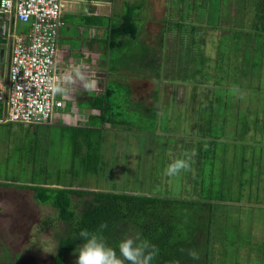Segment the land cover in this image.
<instances>
[{
  "label": "rangeland",
  "instance_id": "obj_1",
  "mask_svg": "<svg viewBox=\"0 0 264 264\" xmlns=\"http://www.w3.org/2000/svg\"><path fill=\"white\" fill-rule=\"evenodd\" d=\"M124 1L113 0L112 23L121 22ZM262 1L127 0L131 5L141 2L134 12L136 33L129 36L132 51L112 53L108 60L109 66L119 69L114 71L118 83L130 80L131 91L117 83L118 88H111L99 74L94 87L105 92L114 119L122 124L105 123L91 136L87 129L73 130L62 123L18 131L11 129L14 124L0 125V264H57V242L68 224L51 204L34 197L26 187L30 185L139 191L185 201L221 200L222 194L231 202H209L211 209L201 207L199 201L186 207L175 203L172 214L181 215L182 227H189L192 238L209 246L212 258L205 264H264V216L258 207L244 206L247 201L264 204V18L250 27L258 21L255 16ZM216 2L225 24L208 23ZM23 27L15 22L17 34ZM249 34L256 49L251 54L259 59L249 66L251 77L245 75V95L236 91L239 85L227 88L239 98V107L233 99L225 113L213 109L219 103H212L210 110L207 104L217 92L212 89L214 80L207 77L212 75L214 54L235 46L230 40L245 42ZM203 37L204 47L192 44ZM213 40H220L218 48L209 43ZM239 51L236 55L244 53ZM6 64L5 60L0 66V80L5 78ZM227 70L226 76L237 72ZM199 71L198 79H192ZM202 105L200 116L194 115ZM237 124L244 139L234 143ZM205 127L214 129L212 136L221 134V139L206 136ZM204 140L213 141L206 147ZM214 145L223 150L221 155ZM193 152L189 169L176 176L164 174L170 163ZM225 177L231 180L228 187ZM71 198L78 212L81 200L76 195ZM73 260L72 253L67 254L63 264Z\"/></svg>",
  "mask_w": 264,
  "mask_h": 264
},
{
  "label": "trees",
  "instance_id": "obj_2",
  "mask_svg": "<svg viewBox=\"0 0 264 264\" xmlns=\"http://www.w3.org/2000/svg\"><path fill=\"white\" fill-rule=\"evenodd\" d=\"M258 7L259 11L255 16V20L258 21L252 22L250 27L258 25L260 22L259 20H263L264 18V1H262ZM137 8L138 6L134 7L133 5H126V10L120 23H110L109 19H105L108 22L105 27V35L108 40L109 47L116 48L122 46L125 41V36H131L136 33L134 12ZM217 8L219 9L218 2H216L214 12H211L210 21L208 22L213 23L211 25H220L226 23V20L219 17L220 11L217 12ZM214 16H216L217 22L213 21ZM88 19L89 21H94L93 18ZM243 25L246 26L245 24ZM196 27L197 26L194 28ZM197 28L202 29L201 27ZM251 36L253 37V34L246 36L245 42L238 40L232 43V40H230V44H235V46L228 45L231 47H225V49L220 52V55L214 54L215 58L213 59L214 68L212 67V75L207 74V77H210L211 80H214V84L212 83V89L215 88V91L217 92H215L216 98H213V101L209 102L207 107L210 108L212 103H219L220 106L214 107L213 109L215 110L217 108L220 109L221 112H224L225 110L230 109L229 104H233V99H238H236V95H234L235 92H232L227 88L233 84H236L240 86V89H245V75H247V78L251 77V66L257 65V63L253 60L259 59L258 56L253 57L251 54L252 50L255 49L252 47L253 45ZM213 41L214 42L209 41V43L213 44V48H218V46L221 44L220 40ZM216 42L217 47L214 46ZM240 42H242V46L237 45ZM192 44L194 46L197 45L199 47H204V37L201 38L199 42L193 41ZM236 49L240 51L243 50L246 57H244V53L242 54L240 51L238 54L241 53V55H236ZM200 50H203V48ZM248 52H250V55ZM211 58L212 56L209 55L207 61L209 62ZM237 59H241V61L238 62L236 61ZM242 60L245 65L242 64ZM249 66L251 68H249ZM230 67L232 69H236L237 72L233 73V75L231 74L226 76L228 71L227 69ZM200 71L199 74L194 76L192 79L197 80L198 76L200 75ZM201 77L202 76H200V80H203V77ZM222 89H227L228 91L219 94ZM77 102L81 109H98L101 113L98 115L88 114L85 127L74 126L72 127L73 130L87 129L91 136L92 133L100 130V128L104 126L105 122L109 124L114 122L122 124L121 121H116L108 114L104 116L105 113H108V110H110V105L107 104L105 94L103 92L96 96L91 95L89 98L79 99ZM202 106L203 107H200L197 112L194 113V115L196 114L198 117L200 116V113H202V110L205 108V105ZM91 126L95 127L92 128ZM209 129L211 128L209 127ZM209 129H206L205 127V135L218 139V134L215 136L211 135L212 133H215L213 131L214 129ZM219 135L221 136V134ZM72 138L76 139L75 136ZM181 145L182 147L186 146V142L183 140ZM208 145L206 147H208ZM214 147L216 148V145H214ZM26 187L34 191V197L39 202H48L51 204V206L56 208L59 218L68 224L65 233L59 237L57 242L55 252V262L57 264H63L64 256L73 253L74 249H76L77 246L83 242L79 238V233L81 230L87 229L90 232H96L99 228V225L103 222H107L108 228L103 231L102 235L104 236L106 243L117 251V255H119V242L124 238L125 232L131 229L133 233L139 232L143 238L148 239L153 244L158 246L159 255L152 262V264H205L206 261L212 258L211 253L209 254V246H204L202 242L200 243L196 241L195 238H192L190 234V228H185V225L182 227V224L180 223L182 216L178 214H172L171 211L172 204L177 203L182 207H186L193 202L197 203L199 200L185 201V199L182 200L171 197L153 196L139 191L116 192L109 190H89L72 187L48 188L39 185H30ZM71 195H76L81 200V209L78 212L73 206ZM199 202L201 207H209L211 209L212 204L209 203L207 198H201ZM182 249L184 251H181ZM188 250H195L199 254L200 259H192L187 254Z\"/></svg>",
  "mask_w": 264,
  "mask_h": 264
},
{
  "label": "built area",
  "instance_id": "obj_3",
  "mask_svg": "<svg viewBox=\"0 0 264 264\" xmlns=\"http://www.w3.org/2000/svg\"><path fill=\"white\" fill-rule=\"evenodd\" d=\"M62 7L61 0H0V35L9 53L0 86L3 121L38 126L67 122L71 110L64 111V98L52 90L60 88L56 60ZM16 21L28 25L25 33H16Z\"/></svg>",
  "mask_w": 264,
  "mask_h": 264
},
{
  "label": "crops",
  "instance_id": "obj_4",
  "mask_svg": "<svg viewBox=\"0 0 264 264\" xmlns=\"http://www.w3.org/2000/svg\"><path fill=\"white\" fill-rule=\"evenodd\" d=\"M124 11L120 15L121 20L126 10V5L131 4L127 2V0L124 1ZM62 3V13L61 18L64 21L63 26L59 30V42H58V57L56 60L57 67H58V74H59V82H60V96L64 98L66 102V107L64 108V111L68 114L71 110L70 114L67 115V122H64V120H58L54 124L51 125H30L27 124H20V123H14V122H6L3 121L4 117V107L2 104H0V125H15L12 126L11 129L13 131H18V129L21 128H27V127H41V126H53L57 125L58 123H62L65 126H80L78 123L83 122L85 123L88 119V114H100L101 112L97 109H88V108H80L78 106V100L82 98H89L91 95L96 96L99 93L105 92L103 90L101 91H95L94 87L96 88V84L98 82V78H96V75L99 74L101 78H104V83L106 85H109L111 88L115 86L114 83H117L118 86H123L122 88L127 89L128 91H131L130 88V80H128L125 84V82H120L116 80V77L118 76L114 71H119L114 66H109V58L110 54L114 53H120L125 52L129 49V53L132 51V45L130 44L129 36H125L124 44L120 47L111 48L108 45V40L106 38V24L108 23L105 19H109V22H112L113 19V12H115V3L113 4V0H61ZM140 3H137L133 5L134 7H139ZM88 18H93L94 21H89ZM15 22H13L14 24ZM23 32L25 33L28 29L27 24H23ZM15 26V25H14ZM101 43L103 45H101ZM5 45V40L3 38V35H0V52L3 50ZM7 49V48H6ZM112 54V55H113ZM115 62V61H114ZM116 63V62H115ZM80 68L81 75H83L84 79L80 80L75 75V69ZM125 68H120V70H123ZM111 72V73H110ZM66 76H71L73 78L72 82H78L79 84H72V82H69L65 79ZM108 76V77H107ZM107 78V79H106ZM3 81V82H2ZM100 81V80H99ZM0 82L4 83V80H0ZM85 84H93L95 86L91 88H85ZM108 86V88H109ZM118 86L116 88H118ZM119 88V89H122ZM242 97L245 95L246 89H240ZM232 91V90H231ZM236 91H239L237 88ZM234 92V91H232ZM236 97V96H235ZM241 98V97H240ZM106 99V94H105ZM239 99V98H238ZM238 105V101L235 100ZM230 107V106H229ZM232 109H234V106H231ZM239 107V105H238ZM231 109V108H230ZM212 110V108H210ZM215 111H217L215 109ZM225 113V112H223ZM110 115L114 118V113L110 110H108V113L106 112L104 116ZM70 118V119H69ZM123 122V121H122ZM260 122V121H259ZM73 123V124H70ZM107 123V122H105ZM94 128L95 126H91ZM103 127V126H102ZM240 124H237V127L235 126L236 131L233 132V134L236 135L235 138H233L235 141L234 143H238V140L244 139L242 133V129L240 128ZM33 129V128H32ZM242 133V134H241ZM219 139L220 136H218ZM207 137H203L205 139ZM212 138V137H210ZM213 140L215 138H212ZM198 140V139H197ZM196 140V141H197ZM19 142V140H18ZM205 146H207L209 143H212V141L204 140ZM203 142H200L204 144ZM196 143V142H195ZM30 145H33V140L30 142ZM215 148V147H214ZM217 149V154H222V149ZM212 160H215L213 157ZM242 161V160H241ZM225 186L228 187V185H231V180L228 177L226 179L225 177ZM252 186H256V184H253ZM254 195H256V190ZM218 199V197H217ZM221 200H215L212 201L210 199L209 202H231L229 199H224L221 194ZM244 206L251 207H258V209L261 210V213L264 216V204L258 203V202H249L244 204ZM261 232V230H259Z\"/></svg>",
  "mask_w": 264,
  "mask_h": 264
},
{
  "label": "clouds",
  "instance_id": "obj_5",
  "mask_svg": "<svg viewBox=\"0 0 264 264\" xmlns=\"http://www.w3.org/2000/svg\"><path fill=\"white\" fill-rule=\"evenodd\" d=\"M75 75L80 80L84 79L80 68L75 69ZM65 79L69 82L73 80L71 76H66ZM84 86L91 88L94 85L85 84ZM52 90L55 92L62 91L58 87H53ZM184 155L187 159H177L165 168L164 174L166 176H176L189 169V160L195 153H185ZM107 228V222H103L96 232H90L87 229L80 231L79 238L83 242L72 253L74 256L73 264H152L158 257V246L143 238L139 232L133 233L131 229L125 232L124 238L119 242V255H117V251L106 243L102 235ZM187 254L194 260L200 259L195 250H188Z\"/></svg>",
  "mask_w": 264,
  "mask_h": 264
},
{
  "label": "flooded vegetation",
  "instance_id": "obj_6",
  "mask_svg": "<svg viewBox=\"0 0 264 264\" xmlns=\"http://www.w3.org/2000/svg\"><path fill=\"white\" fill-rule=\"evenodd\" d=\"M8 57H9L8 50L6 48H4L2 50V59H0V66H3L5 60H6V63H7Z\"/></svg>",
  "mask_w": 264,
  "mask_h": 264
},
{
  "label": "water",
  "instance_id": "obj_7",
  "mask_svg": "<svg viewBox=\"0 0 264 264\" xmlns=\"http://www.w3.org/2000/svg\"><path fill=\"white\" fill-rule=\"evenodd\" d=\"M0 59H2V50H1V52H0Z\"/></svg>",
  "mask_w": 264,
  "mask_h": 264
}]
</instances>
